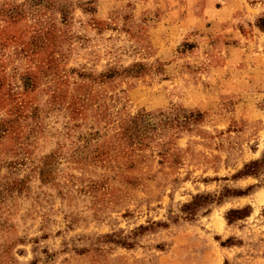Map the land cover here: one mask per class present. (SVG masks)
I'll use <instances>...</instances> for the list:
<instances>
[{"label": "rangeland", "instance_id": "rangeland-1", "mask_svg": "<svg viewBox=\"0 0 264 264\" xmlns=\"http://www.w3.org/2000/svg\"><path fill=\"white\" fill-rule=\"evenodd\" d=\"M0 264H264V0H0Z\"/></svg>", "mask_w": 264, "mask_h": 264}, {"label": "trees", "instance_id": "trees-1", "mask_svg": "<svg viewBox=\"0 0 264 264\" xmlns=\"http://www.w3.org/2000/svg\"><path fill=\"white\" fill-rule=\"evenodd\" d=\"M253 165H257V162H254ZM245 172L247 173L249 170L247 169Z\"/></svg>", "mask_w": 264, "mask_h": 264}]
</instances>
